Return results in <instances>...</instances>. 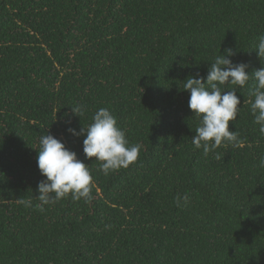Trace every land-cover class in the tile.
<instances>
[{
  "label": "trees",
  "instance_id": "1",
  "mask_svg": "<svg viewBox=\"0 0 264 264\" xmlns=\"http://www.w3.org/2000/svg\"><path fill=\"white\" fill-rule=\"evenodd\" d=\"M260 35L264 0H0V264H264L254 80L237 89L236 140L207 156L191 143L199 118L183 90L226 48L249 73L261 67ZM99 108L141 145L108 176L67 131ZM48 133L90 168V202L36 207Z\"/></svg>",
  "mask_w": 264,
  "mask_h": 264
},
{
  "label": "clouds",
  "instance_id": "2",
  "mask_svg": "<svg viewBox=\"0 0 264 264\" xmlns=\"http://www.w3.org/2000/svg\"><path fill=\"white\" fill-rule=\"evenodd\" d=\"M255 50L261 67L252 73L247 71L249 66L246 63H234L231 57L236 53L232 48H226L210 61L206 77L196 73L183 81V90L190 93L188 107L199 118L191 143L196 149H202L205 156L236 140L237 133L229 130V124L237 119L241 104L237 89L245 87L250 79L254 80V86L249 89V95L254 98L249 105L250 112L254 124L259 125V132L264 135V35L258 37ZM86 111L87 107L82 104L71 107L72 115L80 119ZM67 131L76 137L84 136L85 157L100 161L99 170L105 176L128 168L139 158L141 145L130 144L126 131L107 108H99L87 127L82 126L79 131L68 127ZM38 148L37 166L45 179L37 186L40 203L36 207L43 211L44 205L68 195L76 201L83 199L85 203L90 202L91 191L95 187L93 176L90 168L78 159L77 153L50 133L40 136ZM216 158L219 159L218 154ZM259 167L264 168V158L260 159ZM183 199L187 201V196ZM179 200L178 197L177 203ZM19 203L25 207L32 206L31 199H21Z\"/></svg>",
  "mask_w": 264,
  "mask_h": 264
}]
</instances>
